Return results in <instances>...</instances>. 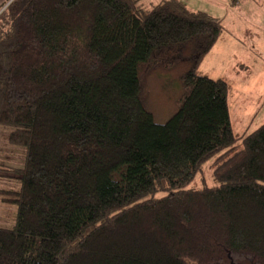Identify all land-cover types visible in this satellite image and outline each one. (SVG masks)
<instances>
[{"label": "trees", "instance_id": "16d2710c", "mask_svg": "<svg viewBox=\"0 0 264 264\" xmlns=\"http://www.w3.org/2000/svg\"><path fill=\"white\" fill-rule=\"evenodd\" d=\"M224 31L178 0L0 5V127L22 150L0 163V264H264V123L235 134L231 82L199 71ZM172 69L158 124L143 79ZM209 161L214 186L191 187Z\"/></svg>", "mask_w": 264, "mask_h": 264}, {"label": "rangeland", "instance_id": "374dc122", "mask_svg": "<svg viewBox=\"0 0 264 264\" xmlns=\"http://www.w3.org/2000/svg\"><path fill=\"white\" fill-rule=\"evenodd\" d=\"M7 0H0V5ZM161 0H143V5L150 8ZM191 12H203L207 15L222 20L225 28L222 36L211 53L203 60L200 66V72L208 75L211 79H227L232 84V89L241 93L240 96L248 93L246 102L255 109L252 113L254 120L249 125H241L234 122L232 109L231 120L234 122L233 130L235 134L248 135L257 129L263 123L264 117V91L260 92L252 88L256 83L264 84V0H178ZM245 1L249 9L244 7L238 11H233V3ZM244 2V3H245ZM9 3V2H8ZM7 4L1 9L3 10ZM258 10V12H257ZM258 29H252L251 26ZM249 30V31H247ZM248 32V34H247ZM253 35L250 39L249 35ZM259 37L256 43L255 39ZM253 40L254 43L251 41ZM252 43V44H251ZM252 45V46H251ZM263 49V52H259ZM153 74L143 79V99L146 108L153 113L155 122L165 123L178 109L179 100L182 95V88L178 84L180 69ZM251 86V87H250ZM251 90L249 91V89ZM231 98L237 100V93H232ZM262 99H259L261 98ZM259 99V103H258ZM241 102H245L241 100ZM238 102L240 108L243 105ZM232 105V103H231ZM8 130L0 127V163L8 166H19L22 160V150L15 147H9L7 144ZM212 162L205 164L203 174L199 175L191 187L201 188V181L204 180L208 187H213L212 181ZM16 187L13 184H2L0 190H13ZM15 206L6 205L0 197V227H11ZM16 214V213H15Z\"/></svg>", "mask_w": 264, "mask_h": 264}, {"label": "crops", "instance_id": "0c3cea01", "mask_svg": "<svg viewBox=\"0 0 264 264\" xmlns=\"http://www.w3.org/2000/svg\"><path fill=\"white\" fill-rule=\"evenodd\" d=\"M245 1H243V3H237L236 5H234L233 7H232V9H233V11H238V10H240V9H243L244 7H247L248 9H249V6H248V4L245 2ZM257 12H258V10H257ZM252 27V29H258V27H256V26H251ZM247 31H249V30H247ZM247 34H248V32H247ZM249 37H250V39L253 37V35H249ZM259 41V37H257L256 39H255V42L257 43ZM252 43H254L253 42V40L251 41ZM251 43V44H252ZM252 46V45H251ZM260 53L261 52H263V49H261L260 51H259ZM203 74V73H202ZM206 75V74H205ZM208 76V75H207ZM219 79H223V78H219ZM224 80H227V79H224ZM227 81H230V80H227ZM257 82V80L255 81V83H254V85L252 86V88H256L258 91H259V93L260 92H263L264 91V84H262L261 82L260 83H256ZM251 87V86H250ZM236 90L237 89H231V93H230V95H229V97H228V107H229V115H230V120H231V113H230V110L232 109V111H233V114H234V122L235 123H239V124H241L242 126L243 125H249V124H251L252 122H253V120H254V116L252 115V113L255 111V109L254 108H252L251 106H249V103H247L246 102V98H247V95H248V93L249 92H247V94H245V95H242V96H240L241 95V93H238V92H236ZM251 90V88L249 89V91ZM237 93L238 94V97L236 98L237 100L235 101V100H233L232 98H231V96L233 95L232 93ZM259 99H262V97L261 98H259ZM259 99H258V103H259ZM241 100H244L245 102H241ZM241 102L242 103V105H243V108L241 109L240 108V106H239V104H238V102ZM231 103H232V105H231ZM263 123H264V117H263ZM234 122H232V120H231V125H232V128H233V124H234ZM262 123V124H263ZM261 124V125H262Z\"/></svg>", "mask_w": 264, "mask_h": 264}]
</instances>
